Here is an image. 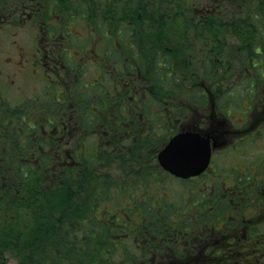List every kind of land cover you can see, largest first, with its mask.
I'll return each instance as SVG.
<instances>
[{"label":"trees","instance_id":"1","mask_svg":"<svg viewBox=\"0 0 264 264\" xmlns=\"http://www.w3.org/2000/svg\"><path fill=\"white\" fill-rule=\"evenodd\" d=\"M85 2L86 0H47L46 17L51 19L53 11L54 16L62 17L63 23L69 19H83L93 28V34L106 38L104 25L108 19L110 23H115V13H106V0ZM173 5L174 11H170V8L166 11V7L159 11L157 20L160 25L166 19L165 22L168 21L172 27L169 32L178 35L190 29L188 25L191 23V29L194 28L193 32H190L193 44L190 43L186 47L182 40H177L174 44L180 48H177L176 53L178 49H184L192 58L195 52L202 50L204 53L200 61L205 64L200 68L198 61L196 68L193 65L183 69L182 79L187 75L190 78L204 73V78L195 80L203 79L206 87L214 91L222 89L220 87L223 83L232 78L231 73H234L233 77H239L240 73L244 72L243 69L250 66L249 58H255V62L264 59V0H229L226 7L204 16L180 13L185 11L180 0H173ZM182 17L186 21L175 23L177 18ZM160 28L163 30L164 25ZM162 30L158 31L161 33ZM91 31H84L85 37ZM153 32L155 30L143 31L142 36ZM149 38L152 39L151 35ZM113 51L112 48V53ZM166 56L167 53L159 52L158 57L162 61ZM259 64H263L261 68L264 67L263 62L260 61ZM220 66L221 73L218 70ZM241 68L243 69L240 72ZM254 72L255 76L264 81L260 77L264 73L263 69ZM259 72L262 75H259ZM174 73L176 74L175 70ZM257 77L244 74L243 79L249 82L257 80ZM190 81V88L200 89L194 86L196 81ZM242 87L246 88L244 85H241ZM8 103L3 106L0 103V130L3 134L4 130L11 133L8 122L17 119L18 113L16 108L14 109L15 105ZM84 106L87 107L88 104ZM50 107L54 111L60 110L56 102ZM104 111L92 110L89 107L81 109L80 124L84 128L83 131L90 129L89 123L94 119L104 121ZM166 114V111L158 114L161 118L159 125L164 123L166 118L163 116ZM111 115L117 113L112 111ZM77 117L73 119L76 120ZM116 117L120 120L118 115ZM108 121L109 119L105 124ZM32 128L28 125L27 133ZM136 132L140 135L137 141L145 142L137 144L138 159L131 157L133 154L128 150L129 142L123 140L122 145L111 144L112 152L107 150L102 155L105 148L102 146L99 151L96 150L92 154L89 152L87 158L66 159L68 163L61 159L64 152L62 149L49 150L52 145L45 141L46 138L42 134L39 135L37 143H33L31 136L16 142L14 141L17 136L12 133L11 136H0L4 139H0V264H6L8 256L12 255L17 260L16 264H140V258L145 260L143 264H152L154 257L167 258L169 251L178 254L179 242L185 240L182 238H189L191 246L189 254L187 253L183 260L188 258L194 263L197 260L195 264L199 260H205V264H264V256L260 253L264 252V238L261 234L256 232L255 235L251 234L252 238H249L248 234L245 239L233 238L240 235V232L235 231L234 235L235 232L231 228L227 230L228 225L220 224L228 221L227 213L229 218L234 213L226 209L227 202L212 196L209 204L212 210L206 214L202 225L194 224L188 217L190 214H197L199 210L194 213H180L178 217L176 215L177 224H173L165 223L162 219L177 206L178 202L174 201L173 195L166 196V211L162 212L158 203L163 205L164 201H151L150 194L145 192L140 193L138 199L129 190L131 186L151 188L153 180L149 178L154 174H158V180L159 177L172 179L169 174L159 170V166L152 159V153L147 156L140 153V150L146 149L144 145L148 144L154 149L158 147L154 138L149 136L153 134L152 131ZM109 156L116 159L130 157L137 163L128 173L122 171L116 178L101 171L103 166L109 165L101 161L102 157ZM96 175L104 178V182L99 183L102 184L101 194L95 197L101 200L99 205L102 202L99 207H96L98 202L93 200V193L96 192L94 186L99 185L96 184L99 180L94 182ZM127 175L130 178L125 179ZM147 179L148 182L144 185L143 181ZM176 181L185 184L183 180ZM84 201H91L92 206L89 207ZM217 219L221 222H217ZM205 231L210 235H206ZM199 232L203 236L201 241ZM228 235L233 237L225 239ZM195 237L197 240H194ZM210 238L216 241L217 246L230 244L229 248L222 250L220 260L211 250ZM199 243L204 245L200 251L203 256L193 252L196 247H200ZM132 249L138 250L139 255L130 252Z\"/></svg>","mask_w":264,"mask_h":264},{"label":"flooded vegetation","instance_id":"2","mask_svg":"<svg viewBox=\"0 0 264 264\" xmlns=\"http://www.w3.org/2000/svg\"><path fill=\"white\" fill-rule=\"evenodd\" d=\"M2 1H6L7 3L5 5L0 4V27L6 25L5 27L13 29V37L17 35L16 29H26L28 35L17 41L13 39L10 42V54L0 58V98L3 93L12 92L20 87L23 88L18 84L20 77L27 79L30 86L34 89L40 85L42 82L41 79L44 80L42 82L44 87L41 89L44 96L41 98L40 103H44V100L47 98L45 92H55V97L60 94V101L63 104L69 99L64 96L65 92H74L75 90L72 89L76 88L77 92L79 90L93 92L94 79H91L92 83H90L87 81L88 78L86 76L88 64L94 65V62L90 60V57L88 58L85 55V52L78 58L68 57V61H65L61 57L60 50H62V45L57 40V30L60 27H57L56 24H51L52 20H47V0H0V2ZM107 1L108 11L114 10L119 13L118 24H108V31H118L124 34L126 31L132 29L136 31L144 29L148 31L159 30L156 17L157 5L154 7L151 4L147 5L151 7L147 12H152L151 15H148L142 7V0ZM166 1L167 7L171 9L173 0ZM220 1L222 0H194L192 9L181 11V13L205 15L211 12V10L219 9ZM10 29L9 31H11ZM125 40L127 41L126 38ZM131 43V41L126 42V45L121 48L122 50L119 52L118 58H113L111 55L104 56L103 63L108 67L109 75L113 72L111 78L116 79L114 91L118 93L117 97L120 99V103H124L122 106V115L127 110L131 112L133 110L138 111L140 106H143L141 98H139L141 99V104L135 98V101L131 105H127V92H148V90L156 88V86H153V84L150 86L145 79L141 78L140 68H144V65L140 66L132 57L127 56V48L131 46ZM155 64H157L156 58L153 59V66ZM111 78L109 84L113 83ZM171 81L172 78H169L168 84L170 86L172 85ZM5 86L7 89H4ZM167 90L171 94V90ZM223 93L217 92L214 98L209 96V100L205 96L201 102L188 98L183 105H177V108L182 110L179 117L175 118V116H172V113L175 114L174 110H172L163 116V118L170 115L167 118L170 119L168 123L171 127L173 125L175 127L174 123L178 120L179 127H176L179 130L187 129L188 127L199 129L202 133L208 134L212 139L217 140L215 142L217 149L214 152L217 158L227 155L229 152L234 153V151L241 155L242 153L236 149L243 144H250L252 151H254L257 147V140L254 141V144L249 142L255 139L256 135L264 132V128H260L264 126V88L255 87L249 89L248 92H241L245 96L246 93L248 94V98L246 96L247 105L243 108L239 105L237 99H229ZM241 93H238L239 99ZM150 98L158 99V96L154 92H150ZM73 99L74 97L71 98V101ZM131 99L133 98L131 97ZM170 99H172V105L170 107L175 108L176 104L174 105L173 103V95ZM64 107L65 105L60 106L59 123L51 126L53 128H62L60 138H63L66 133L73 136L80 126L79 121L73 119L75 116H78V108L74 104H71L66 110H63ZM154 107L155 109L158 108L157 106ZM161 107H164V105ZM15 108L17 107L14 106ZM42 108V106L35 107L34 110H40L36 111L33 115L26 112L28 115L26 118H23V123L25 122L27 124L30 122L29 125L33 128L26 135L23 129L22 139L31 136L32 140L35 139L33 143H37L39 135L41 134L40 129L42 128L43 133H45L46 117L43 115ZM259 109L260 111L257 112ZM153 118H155V114L151 117V119ZM129 124H131V121H123L122 123L123 127ZM169 125L167 126L169 127ZM114 133L116 134L117 132ZM1 134L2 131H0ZM123 134H126L125 130H123ZM172 134L169 133L166 139ZM75 144L79 146L80 144H85V141L82 139L76 141ZM246 160H248L247 165L241 167L237 164L232 168L235 172L234 184L231 186L227 187L223 185L221 179L217 177L221 184L216 188V197L220 201H223V198L226 197L224 191L227 190L229 195L226 198L231 204V210L234 212L228 223L232 224L234 231L256 230L258 225L262 224L264 226V156L261 154H252ZM197 180L195 179L194 181L197 182ZM206 185V182H200L198 184V190H205ZM240 200L246 201V203L243 206L239 205ZM201 235L202 233L199 232V241L202 240ZM194 240H197L196 237ZM189 245L188 240H184L178 249V254L167 255L166 259L161 256L159 260L154 257L152 264H180L182 262L181 258H184L188 253L186 250L191 249ZM198 245L201 248L196 247V251L193 252L203 256V252L200 251L204 245L201 246V243ZM144 262L145 260L140 258V263L143 264Z\"/></svg>","mask_w":264,"mask_h":264},{"label":"rangeland","instance_id":"3","mask_svg":"<svg viewBox=\"0 0 264 264\" xmlns=\"http://www.w3.org/2000/svg\"><path fill=\"white\" fill-rule=\"evenodd\" d=\"M155 0H152V6L154 7L155 5ZM181 3H183L184 5V10H190L192 9V4H193V0H180ZM172 10L174 11V5H173V1H172ZM151 7H147L146 9L149 10ZM53 17H52V21L54 22L56 20V18L54 17V12L51 11ZM181 13V12H180ZM171 20V19H170ZM181 22L183 23L184 21H186L183 17L182 18H177L175 20L176 22ZM168 22V21H167ZM82 23H79L75 20L69 21L68 25H71L72 29L75 31H78V27L81 26ZM188 27H190V29H186L184 30L182 33L180 32V34L178 35L175 32H169V30L172 28L170 24H165L164 29L162 30V32H154V33H149L148 35H144L142 36V33H136V32H130V31H126L123 35L126 36L127 40H131L133 42V49L132 51L137 54L138 57H141L144 61L147 62V66H146V75L150 77V81H148V84L151 86L153 84V86H156V88H153V90H148V95L150 94V92H154V94H156L157 96H161L162 99L165 100V104L164 107H161L158 103V99H154V98H147V100L143 99V104H145L148 107H150V110L152 112V114L148 111L147 115H146V120L148 118V115H154L156 114L158 111L160 110H165L167 113L171 112L172 110H174V108L170 107L172 105V99L171 96L173 95L174 100L173 103L178 104L180 101L184 100V96H182L183 93H187L185 92V90L183 89L182 83L183 85H187L188 84V80H182V72L183 69H187V67L189 66L190 68L194 65V68H196L198 66V61L200 62V58L204 56L202 50H200L199 52H195L194 53V58L191 57V54L187 51H185L184 49H178V53H176L177 48H180V46H176L174 43L179 40L184 43V45H186V47L192 43L193 41L191 40L190 37V32H193V29H191L192 27V23L188 25ZM9 27H0V58L3 56H7L9 53V51H11V44L10 42L15 39L16 41L19 39H23L28 35V32L26 29H16L17 31V35H14V37L12 36V32H14L13 29H10L11 31H9ZM72 30V31H73ZM104 31H107V28L104 29ZM95 33H97V31H95ZM151 35V37L153 36H157L153 37V39H151V42H147L149 36ZM126 40H120L119 44L116 45V48L120 51L121 48V43H123ZM87 43V48L90 50V53H101L103 52V56H107L104 51L105 48L104 46H106L107 40H102V37H100V35H96V34H92L91 36H87L86 37V41ZM236 42V41H234ZM60 45L63 46H68L69 44L65 41V39H60L59 40ZM70 44H78L77 41H70ZM237 44V43H234ZM78 47L76 45L73 46V48L71 49V52H75L78 51L77 49ZM162 51L164 53H167V56L164 58V65L159 66V62L160 59H157L156 62L157 64H155L153 66V63L151 62V59H154L156 57V51L159 53V51ZM69 53V54H70ZM95 53V54H96ZM68 54V55H69ZM71 56L77 57L78 53H71ZM175 58V60H174ZM234 61V60H232ZM189 63V65H188ZM96 64V63H95ZM111 66V65H110ZM201 66V65H200ZM114 67V66H113ZM145 70V68H142V71ZM175 70L176 74L173 73L172 71ZM171 73L170 78H172V85L170 86L168 84L167 78L165 77V75L168 76L167 73ZM188 72L190 73V71L188 70ZM222 72V71H220ZM113 74V72L111 73V75ZM204 73H202L199 76H193L188 78L189 82L190 79H192L193 81L196 78H204L203 75ZM232 76L234 73H231ZM111 75H109L108 73V67L105 66V64H101V65H93V64H88V71H87V76L86 78L87 81H89L90 83H92L91 79H94L95 82V87L96 88V92H95V98H94V102H92L91 107L94 110H100L103 109L105 110L104 112H109L111 109L112 111H116V112H121L122 111V106L124 105V103H120V99L117 97L118 93L114 91V85H115V78H111ZM40 78V77H39ZM110 78L112 80L113 83L109 84ZM234 78V77H233ZM233 78L232 80H228L227 82L223 83V85L220 87L222 89H214L213 92H224V96H228L229 99H237L239 105L243 108L247 105V98H248V94L246 93V96L244 93L241 92H247V91H227L226 90V84L227 83H232L233 82ZM42 82L44 81L43 79H41ZM178 80V82H177ZM42 82L40 83V85H38L35 89L32 88L28 82L27 79L20 77L18 79V84H20L23 88H19L16 89L12 92H6L2 94V99H0V103H6L8 101H16L19 100L18 104L20 106L23 107V111H20L17 115L19 116L17 119H12L9 122V129L11 131V133L15 134L17 136V138L15 139L14 142L18 141L22 136H21V128H20V124L23 125V118L28 115V113L30 114H34L36 111H39L38 109H35V107H40L42 106L43 103H40L41 98L44 96L43 95V91L41 90L43 86ZM151 82V83H150ZM174 83V86H173ZM227 88L231 89L230 86H228ZM4 89H7V87L5 86ZM93 89V91H94ZM167 89L171 90V94L169 93L170 91H168ZM232 89H238V87H233ZM75 90L74 92H71V96L76 98L77 101H81V103H78L79 105V109H84V104H88V98L85 96L84 93H81L83 91L77 92L76 88L72 89ZM239 90V89H238ZM87 92V91H85ZM163 92H167V95L163 94ZM229 92H232L229 94ZM47 94V98L46 99V105L47 103L55 97V92H45ZM142 93V92H141ZM238 93H241V97L240 99L238 98ZM69 94V93H68ZM130 94L127 92L126 96ZM143 97H145V95H143ZM56 98V97H55ZM160 98V97H159ZM179 99V100H177ZM118 100V101H117ZM140 102L141 99H138ZM149 100L150 104L147 105V101ZM71 101V100H70ZM135 100L133 99V102ZM45 102V101H44ZM128 98L126 97V104L129 105L128 103ZM0 104V105H1ZM60 104V103H59ZM74 104L73 101L69 102L68 105ZM27 105V108H26ZM154 106H157L158 108L155 109ZM113 107H117L116 109H113ZM241 107H239L241 109ZM140 112H143L142 110V105L139 108ZM1 111V110H0ZM260 109L257 111L259 112ZM28 112V113H26ZM256 112V113H257ZM172 116L179 117L181 115V113H177V114H171ZM117 115H115L114 117L111 115V118L109 119V124L108 126L110 127V129L114 130L117 125L122 124L123 122L121 120H123L122 116L119 119H117L116 117ZM170 116V115H169ZM169 116H167L169 118ZM113 117V118H112ZM166 117L164 123L162 124L163 127H165L163 130L159 131L157 125H156V121L153 122V126L150 128L148 127L147 130H151V131H156L159 133L158 137L157 134L153 132L152 135H149L152 138H154L155 140V145H160L162 144L166 137H168L169 133H172L174 131L178 130V120L175 121V127H168L166 126V123L170 120ZM101 120V119H99ZM152 124V123H150ZM178 126V127H176ZM261 129L264 128V126L260 127ZM49 129V128H48ZM92 129H96V133L102 132V129L99 126H94L92 127ZM173 129V130H172ZM25 134L27 133V130L25 129ZM261 131V130H260ZM3 133V132H2ZM4 133L7 134L8 136H11V133H8V131L4 130ZM2 135V134H1ZM0 135V136H1ZM49 135V134H47ZM105 134H103L101 136V140L102 143L105 139L104 137ZM165 137V138H164ZM0 139L4 140L2 137H0ZM257 140V147L255 148L254 151H252V148L250 147V144H243L242 146H240L238 149L240 153H242L241 155L239 153H237L236 151L233 152H229L227 155H223L220 158H216L215 163H214V168L210 170V174L207 176H204L203 178H208L209 180H211V178L214 177H219L221 178V181H223L224 179H228L226 180V184L227 187L231 186L232 184H234V172L235 170H233L232 168L239 164L241 167H243L244 165H247L248 160H246L247 158L249 159L250 156H252V154H261L264 156V154H262L264 152V132L258 134L255 136V139H253L251 142V144H254V141ZM78 141H80V137L78 138ZM33 142H35V139H33ZM46 142H50V143H55L58 144L61 142V140H59V138L55 137L54 134L51 132L50 130V135L48 136V140ZM70 143H72L71 140H69L68 142L65 143L64 146H62L63 148H68L70 146ZM108 143V142H107ZM52 145V144H51ZM146 149L144 150H148L149 153H152L151 151V147L149 145L145 146ZM51 148V147H50ZM75 150V155L78 157H82V158H87L85 156H82V154L80 153V151L76 148V146L74 147ZM110 151V150H108ZM102 162L104 161L105 163H110V165L106 164V166H103L102 168V172H107V175H111L110 172H108V169L111 171L112 176H116L117 178V174L121 173L122 171L125 172H129L132 168L135 167V164L137 163V161L132 160L130 157H126V158H113L111 156L107 157V158H103L102 157ZM241 171H243V169H241ZM49 176V175H48ZM158 174H154L152 175L151 180H153L152 183V187L151 188H143L140 186L137 187H130L129 190L131 192H133V194L140 199V193L145 192V193H149L150 194V200L153 201L154 199L159 200V201H164L163 205H161L160 203H158V207L160 209V211L165 212V201H166V196H170L173 195V199L174 201H177V206L175 207V209H171L168 213L167 216L163 217V221L165 223H173V224H177V221H175L176 219V215L177 217L180 216V213H194L197 212L199 210V212L197 214L194 215H188V217H190V220H193L194 224H203L204 220L206 219V214L209 213L212 208H210L211 205L210 204V198L209 196L206 198V196H204L205 193H207L208 191L203 190V191H199L198 190V183L194 182V183H187V184H179V182H177L176 180L173 179H169L166 177H159V180L157 179ZM126 178H130L129 175H127L125 177ZM97 180H99L98 183L99 184L101 182H104V178L103 177H98V175H96V177H94V182H96ZM91 182H93V180L91 179ZM148 182L147 180L143 181V184L145 185ZM96 188V192H94V196H93V200L98 202L96 207L102 206V202L99 205V202L101 201L100 199H95L96 196H99V194H101V190H102V184H99L98 186H94ZM172 191V192H170ZM229 193L230 190L228 189ZM196 192V193H194ZM173 193V194H172ZM224 193H226V197L229 195L227 190L224 191ZM172 200V199H171ZM142 203H144V200H140ZM173 201V200H172ZM173 201V202H174ZM213 201V200H212ZM85 202V201H84ZM225 202V200H224ZM88 204L89 207L92 206L91 201L89 202H85V204ZM206 204V206H204ZM246 203V201H242L240 200L239 205H244ZM79 205H81L80 203H78ZM78 205V208H79ZM231 210V206H228V211ZM228 213H227V218L229 222L231 220V218L228 217ZM217 222H221L219 221V219L216 220ZM217 222H215L217 224ZM226 222V223H227ZM209 223V222H208ZM225 223V222H223ZM223 223H220L223 225ZM162 225H164V223H162ZM221 226V225H220ZM204 227V225H203ZM222 227V226H221ZM232 227V224L228 226V229ZM205 228V227H204ZM190 229V228H189ZM227 229V230H228ZM219 230V229H218ZM216 231V230H213ZM204 233H207V231H205ZM206 235H210V233H207ZM203 237V236H202ZM182 239H186L188 240L189 238H182ZM180 239V240H182ZM211 241H214V239L210 238ZM230 242V241H229ZM228 242V243H229ZM130 252H136V255L138 254V250L133 249V251ZM263 256H264V252H260ZM16 258L12 255V256H8V261L7 264H16ZM140 261V259H139ZM141 264V263H140Z\"/></svg>","mask_w":264,"mask_h":264},{"label":"water","instance_id":"4","mask_svg":"<svg viewBox=\"0 0 264 264\" xmlns=\"http://www.w3.org/2000/svg\"><path fill=\"white\" fill-rule=\"evenodd\" d=\"M210 157L209 143L197 134L179 133L160 150L162 166L175 175L186 177L203 171Z\"/></svg>","mask_w":264,"mask_h":264}]
</instances>
